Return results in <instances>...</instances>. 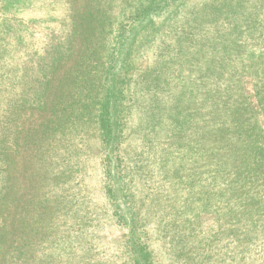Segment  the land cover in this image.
<instances>
[{"label":"rangeland","instance_id":"obj_1","mask_svg":"<svg viewBox=\"0 0 264 264\" xmlns=\"http://www.w3.org/2000/svg\"><path fill=\"white\" fill-rule=\"evenodd\" d=\"M101 1L115 33L141 0ZM19 2L18 11L0 12L10 25L14 15L28 27L20 47L14 34L0 30L5 37L0 47L6 51L0 86L5 97L17 100L0 106V262L13 236L21 250L34 249V258L20 253L18 264H80L87 256L105 264H131L127 231L115 222L103 189L102 130L95 106L84 108L77 131L63 123L58 132L30 143L44 120L70 111L69 87L64 97L57 95L62 93L58 78L73 58L61 59L57 69L52 61L65 53L72 37L66 7L73 3L83 13L86 0ZM210 5L219 7L217 16ZM171 16L151 37L147 29L136 35L120 145L154 258L161 264H264V234L254 225L246 231L238 214L226 212L223 197L207 194L223 188L224 180L210 172L219 167L213 165V153L202 151L216 145L210 143L218 134L212 133L209 91L222 85L241 92L231 108L249 119L246 133L264 141V0H188ZM231 22L241 25V34L234 40L237 51L229 52L217 34ZM21 25L13 24L15 35ZM258 190L264 200V181ZM27 233L33 234L30 241H25Z\"/></svg>","mask_w":264,"mask_h":264},{"label":"trees","instance_id":"obj_2","mask_svg":"<svg viewBox=\"0 0 264 264\" xmlns=\"http://www.w3.org/2000/svg\"><path fill=\"white\" fill-rule=\"evenodd\" d=\"M99 1L86 0L83 13H81L82 9L79 12V6H74L73 3L66 7L69 11L66 30L72 37L69 39L68 47L65 48V53L54 58L52 64L55 66L53 69H57L61 59L73 58V62L58 78V90L62 93L57 95L64 97V90L69 87L67 96L71 95L73 100L69 104L70 111L68 113L65 110H60V114L55 112L53 117L44 120L45 123L41 128L38 127L39 133H36L30 143H35L37 138H44L49 133L58 132L57 130L63 123L69 124L72 131L76 130L78 123L83 120L82 112L87 104L95 106V116L102 130L103 189L115 222L127 231L126 250L130 256L131 264H161L154 258L148 225L136 195L135 179L120 150V145L124 140L125 104L129 100L127 76L128 68L131 65L130 59L136 52L134 44L136 35L141 30L145 32L147 29L151 37L157 29L162 27L161 24L169 20L172 13L176 12L188 0H141L134 10L124 16L115 26V28L117 27L115 33L110 28L112 21L105 8L106 1L103 3L101 1V5ZM18 4H20L19 0H0V12L10 15L18 11ZM217 7L210 5L209 11L213 17L217 16ZM6 18H0V30L10 36L11 33L14 34L17 47L21 46L24 38L21 33L28 29L27 24L22 22L21 18L17 19L13 15L15 21L13 24L15 26L22 24L21 29L15 28L19 32L15 35L17 32L13 30V24L10 25ZM218 19L216 17V21ZM229 26L230 28L227 30L224 29L225 26L221 25L217 41L224 43L229 52L237 51V48L234 47L237 43H234V40L238 39L241 34V25L231 22ZM0 38L4 40L5 37L1 36ZM78 38L81 41L79 45L70 44L71 40L75 42ZM16 51L19 53L17 48ZM5 53L6 51L0 47V68L3 65L2 59ZM99 68L101 70L98 72ZM95 75L97 77L99 75V80H96ZM44 80L49 81L46 78ZM95 82L96 84H93ZM5 92L6 89L0 86V106L4 103L16 104V99L4 96ZM209 92L212 107V133H217L218 136L215 138L214 134L210 142L216 141L213 143L216 144L214 149L205 148L203 144L201 148H205L202 149L203 152L213 153L211 155L213 165L219 167H212L210 172L213 173L215 180H224V182L221 183L223 188L215 191L209 190L207 194L219 199L223 197L227 206L226 212L238 214L246 231H249L250 227L254 225L256 229L260 230V233L264 234V200L261 199V192L258 190L264 181V141H260L262 139L257 133H246L248 129L246 124H250L249 119L243 116L239 110L233 111L231 108L240 97L241 92L236 95L233 87L228 85L213 87ZM78 96L83 100H88V103H83L78 99ZM61 98L59 101L63 103ZM37 100L40 105L45 104V100L40 96ZM74 100H77L76 107H71ZM1 117L0 115V119ZM3 180L5 181V179ZM187 184L190 185L191 182ZM218 188H220V184ZM202 192L205 194V191ZM14 224L11 226L12 231L17 230ZM31 235L33 234L27 233L25 241H30ZM16 239L17 237L12 236L5 254L6 259L0 264H18L16 259L20 253L24 256L29 254L34 258V255L31 254L34 249L30 253L25 249L21 250ZM93 258L87 256L84 261H80V264H105ZM28 262L25 264H29Z\"/></svg>","mask_w":264,"mask_h":264}]
</instances>
